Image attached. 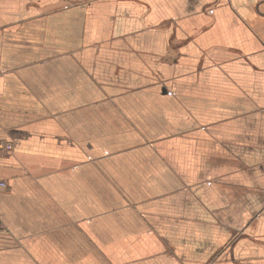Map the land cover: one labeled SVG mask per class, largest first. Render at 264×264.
Masks as SVG:
<instances>
[{
    "label": "crops",
    "instance_id": "1",
    "mask_svg": "<svg viewBox=\"0 0 264 264\" xmlns=\"http://www.w3.org/2000/svg\"><path fill=\"white\" fill-rule=\"evenodd\" d=\"M0 264H264V0H0Z\"/></svg>",
    "mask_w": 264,
    "mask_h": 264
},
{
    "label": "built area",
    "instance_id": "2",
    "mask_svg": "<svg viewBox=\"0 0 264 264\" xmlns=\"http://www.w3.org/2000/svg\"><path fill=\"white\" fill-rule=\"evenodd\" d=\"M12 147L11 142L9 140H1L0 141V153L4 151L10 150ZM7 188V183L3 180L0 181V190H4Z\"/></svg>",
    "mask_w": 264,
    "mask_h": 264
},
{
    "label": "rangeland",
    "instance_id": "3",
    "mask_svg": "<svg viewBox=\"0 0 264 264\" xmlns=\"http://www.w3.org/2000/svg\"><path fill=\"white\" fill-rule=\"evenodd\" d=\"M1 141V140H0Z\"/></svg>",
    "mask_w": 264,
    "mask_h": 264
}]
</instances>
